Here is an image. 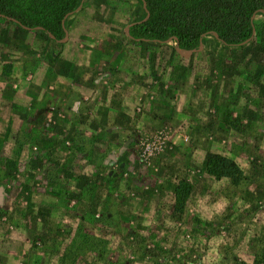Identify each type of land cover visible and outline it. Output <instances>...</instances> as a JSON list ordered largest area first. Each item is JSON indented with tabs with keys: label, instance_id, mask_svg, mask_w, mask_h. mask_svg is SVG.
<instances>
[{
	"label": "rangeland",
	"instance_id": "rangeland-1",
	"mask_svg": "<svg viewBox=\"0 0 264 264\" xmlns=\"http://www.w3.org/2000/svg\"><path fill=\"white\" fill-rule=\"evenodd\" d=\"M145 13L139 0H88L53 59L48 32L0 17V264H65L64 229L93 211L113 220L110 262L264 264V36L238 53L252 76L213 35L188 66L173 46L140 37L139 24L129 36ZM68 138L86 153L49 156ZM218 154L242 168L239 183L208 172ZM81 176L98 187L113 178L128 200L93 205L98 191L81 192ZM180 180L192 185L182 222ZM139 232L149 238L135 246L151 252L133 261L119 235Z\"/></svg>",
	"mask_w": 264,
	"mask_h": 264
},
{
	"label": "trees",
	"instance_id": "trees-1",
	"mask_svg": "<svg viewBox=\"0 0 264 264\" xmlns=\"http://www.w3.org/2000/svg\"><path fill=\"white\" fill-rule=\"evenodd\" d=\"M139 1L143 2V0ZM81 2L82 0H0V13L19 20L22 25L44 27L46 31L52 32L57 38H61L65 32L63 18L70 11L76 9ZM147 2L151 14L150 21L134 27V31L141 33L140 37L149 39H169L173 37L180 42L183 48L191 50L200 46L204 33L218 31L228 43L223 44V46L234 50L230 56L232 61L244 70V75L252 76L253 71L251 69L249 70L250 74L245 73L247 64L238 60V53L245 48L259 44L264 36V19L260 21L256 19L258 15L264 16V0H147ZM255 30L256 33H254ZM162 45L168 48L171 47L167 44ZM202 54L192 59L183 57L180 59L184 65L189 66L193 61L198 60ZM252 65L255 67L254 62H252ZM229 117H232V115L230 114ZM237 122L238 124L234 126L235 130L244 133L249 127V122L243 123L242 119H238ZM67 141L63 153L56 152V142H54L50 148L49 156H69L68 153L70 152L71 156H76L73 152L74 149L82 154L86 153L83 148H76L69 138ZM207 169L214 177L218 179L229 178L236 184L244 176L239 164L226 155L212 156L207 162ZM80 179H84L85 183L84 186L82 184L81 192L94 194L98 191L97 198L100 201L95 198L96 202L93 204L95 206L103 201L104 195L111 198L116 197L118 200H128L125 198L127 196L125 191L122 190V186L118 185L113 178L106 179L109 185L105 187H98L99 182L94 180L93 183L91 177L81 176ZM191 192V183L186 180L178 182L174 194L173 215L177 216L180 222H182ZM124 205H126L124 209H129L128 203ZM72 209L76 215L80 213L78 210L79 204ZM94 212H89V215L86 212V216L82 215V217L77 216L79 222L75 226H67L64 229L67 241L62 249L58 250V253L65 264H82L83 262L85 264H100L102 260H105V264H117L104 258V253H106L112 239L113 220L107 213L102 212L97 217ZM125 215L132 219L135 218V216H130L128 213ZM163 225L166 226L165 221L159 220L156 229L163 230ZM96 228L100 230V236L94 233L93 230ZM148 233L139 232L136 233V236H133L132 233L125 236L119 235V239L128 247L125 251L131 253L133 261H141L146 254L151 252L135 246L137 242L143 240L142 238L147 240L149 238ZM108 234H110V237H108ZM131 237L135 238V243L130 240ZM150 237L151 239L155 238L159 243H164L166 249L171 247L170 244L165 242L168 238L158 237L154 233H151Z\"/></svg>",
	"mask_w": 264,
	"mask_h": 264
},
{
	"label": "water",
	"instance_id": "water-1",
	"mask_svg": "<svg viewBox=\"0 0 264 264\" xmlns=\"http://www.w3.org/2000/svg\"><path fill=\"white\" fill-rule=\"evenodd\" d=\"M87 1L88 0H82L81 4L74 10L70 11L64 18H63V27H64V30H65V37L62 38V39H57V37L52 33V32H49V31H46V29L44 27H41V26H38V27H29V26H26V25H22V23L17 20V19H14L12 17H9L5 14H2L0 13V17H5V18H8L10 20H13L17 23H19L20 25H22L24 28L26 29H30V30H44L46 32H48V34L52 37V39L55 41L52 45V53H53V58H55L56 56H58L60 54V52L63 50V47H64V43L67 41V39L69 38L70 36V30L69 28L67 27L66 25V20L72 16V15H75L76 13H78L80 10H82L86 4H87ZM143 4H144V8H145V11L147 12V19L146 20H142V21H139L137 23H146L148 21H150L151 19V14H150V11L148 9V2L147 0H143ZM256 16V15H255ZM136 22H133L131 24L128 25L127 27V31H128V34L129 36H132L129 32L130 30V27L135 24ZM256 33V30L255 32ZM208 35H213L217 38V40L221 43V44H228L220 35V33L218 31H208L206 33H204L202 35V38H201V43H200V46L198 48H195V49H185L181 46L180 42L176 39V38H169V39H149V38H144L145 40H148V41H154V42H158V43H162V44H167V45H170V46H173L176 51L180 54V56H182L183 58H186V59H192V58H195L197 57L198 55L202 54L205 50V42H204V38ZM249 41V40H248Z\"/></svg>",
	"mask_w": 264,
	"mask_h": 264
},
{
	"label": "flooded vegetation",
	"instance_id": "flooded-vegetation-1",
	"mask_svg": "<svg viewBox=\"0 0 264 264\" xmlns=\"http://www.w3.org/2000/svg\"><path fill=\"white\" fill-rule=\"evenodd\" d=\"M146 13H147V12H146ZM137 24H140V23H137V22H136V23H135V24H133V25H137ZM208 36H209V35H208Z\"/></svg>",
	"mask_w": 264,
	"mask_h": 264
}]
</instances>
